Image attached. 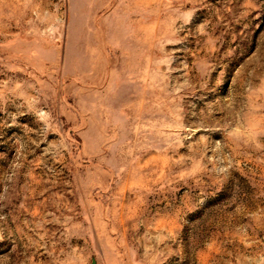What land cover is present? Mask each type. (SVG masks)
<instances>
[{
	"label": "rangeland",
	"instance_id": "1",
	"mask_svg": "<svg viewBox=\"0 0 264 264\" xmlns=\"http://www.w3.org/2000/svg\"><path fill=\"white\" fill-rule=\"evenodd\" d=\"M0 264H264V0H0Z\"/></svg>",
	"mask_w": 264,
	"mask_h": 264
}]
</instances>
